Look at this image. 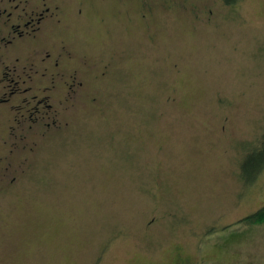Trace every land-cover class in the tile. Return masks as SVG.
<instances>
[{
    "label": "rangeland",
    "instance_id": "obj_1",
    "mask_svg": "<svg viewBox=\"0 0 264 264\" xmlns=\"http://www.w3.org/2000/svg\"><path fill=\"white\" fill-rule=\"evenodd\" d=\"M50 2L83 84L0 105V264H264V0Z\"/></svg>",
    "mask_w": 264,
    "mask_h": 264
},
{
    "label": "flooded vegetation",
    "instance_id": "obj_2",
    "mask_svg": "<svg viewBox=\"0 0 264 264\" xmlns=\"http://www.w3.org/2000/svg\"><path fill=\"white\" fill-rule=\"evenodd\" d=\"M58 8L50 0H0V105L18 122L48 119L56 82L63 84L60 91L83 84L77 68L64 69L71 59L65 45L51 41L52 27L61 22Z\"/></svg>",
    "mask_w": 264,
    "mask_h": 264
},
{
    "label": "trees",
    "instance_id": "obj_3",
    "mask_svg": "<svg viewBox=\"0 0 264 264\" xmlns=\"http://www.w3.org/2000/svg\"><path fill=\"white\" fill-rule=\"evenodd\" d=\"M226 4H233L238 0H223ZM264 170V135L261 141L245 153L241 160L240 171L243 179L247 182L253 181L260 172ZM246 219L255 222H264V206Z\"/></svg>",
    "mask_w": 264,
    "mask_h": 264
}]
</instances>
